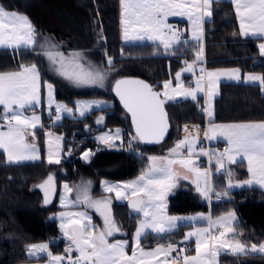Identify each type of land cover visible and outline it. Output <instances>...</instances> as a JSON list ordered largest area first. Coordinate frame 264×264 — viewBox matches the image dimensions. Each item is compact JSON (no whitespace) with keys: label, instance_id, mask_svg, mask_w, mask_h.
<instances>
[{"label":"snow or ice","instance_id":"1","mask_svg":"<svg viewBox=\"0 0 264 264\" xmlns=\"http://www.w3.org/2000/svg\"><path fill=\"white\" fill-rule=\"evenodd\" d=\"M235 15L239 21L241 36H258L264 38V0H231ZM121 8V30L124 41L149 40L159 42L167 52L174 45L181 42L182 33L168 23L169 17H183L189 22L191 39L198 44L193 63H186V67L175 75V87L172 81H165L163 92H157L151 85L135 79H121L115 82L114 91L121 104L131 116V123L135 131L132 141L142 143H160L169 128L168 114L164 105L176 96L198 100L197 93L205 94V106L201 110L209 118V127L204 136L209 140L222 137L227 141V151L223 153L200 149L195 152L197 138L186 135L174 147L168 150L167 156H149L147 167L132 181L124 184H109L102 181L103 190L107 193L115 192L118 200H127L132 211L143 216L133 235L132 253L128 254V240L110 242L109 237L120 232L112 214L108 198L92 199L89 195L88 185L76 190L75 200H70L68 194L74 189L67 184L63 186L61 206H79L92 208L103 219V227L98 228L92 223V217L86 211H66L59 213L60 229L63 236L70 242L64 249L63 255H54L49 251L47 243L30 244L27 252L30 257L46 254L48 264H218L217 258L223 252L234 255L264 253V243H253L251 248L236 238L232 212L213 220L211 215L198 214L192 217H176L167 215L166 194L176 187L179 173L174 166H179L192 176L191 182L195 190L204 199H210L214 192L212 171L204 169L192 159L194 155L208 156L209 163L215 161L217 173L225 169L227 164L237 163L238 159L247 161L249 179L236 183L235 187L258 184L264 187V121L243 122L232 124H215L212 122V98L221 77L240 80L239 69L206 70L199 68L200 75L195 79V87H185L181 81L182 72H192L195 65L203 61V25L205 19L212 16L213 0H119ZM35 28L27 15L5 8L0 4V47L5 48H30L35 44ZM186 43V41H185ZM261 57H264V43L258 45ZM123 54V53H122ZM155 54V53H154ZM44 55L57 65L58 75L77 85L103 84L105 73L91 65L85 66L80 53H71L65 57L63 53L46 51ZM107 55V54H105ZM109 66L113 64L111 57L107 58ZM246 83L259 84L264 92V76L245 75ZM43 88L47 90V104L51 109L55 106V121L61 119V114L71 116L74 109L65 104L57 103L53 96L54 87L51 83L44 82ZM163 97V99L161 98ZM42 103V84L40 72L36 64H20L17 71H0V106L3 107V124L6 128L0 131V149L6 155L9 164L21 161L38 160L40 152L35 143V129L40 124V116L33 112L25 115ZM93 107H101V102H80L75 105V112L83 117ZM51 115V113H50ZM103 117L96 123H103ZM87 127V126H86ZM184 131L189 133L187 125ZM198 134L199 126L191 130ZM32 137L29 142L27 136ZM47 145V159L49 164H59L62 152V136H54L51 132L45 133ZM99 143L109 148L115 147V141L121 140V130L104 133L97 137ZM186 149L187 157L182 153ZM69 155L71 150H69ZM93 155L90 151L84 152L82 158L87 161ZM232 172L228 171V187H233ZM183 179H189L184 175ZM90 183V182H89ZM39 187L45 192L44 203L50 202L49 193L55 191L54 177L50 174ZM217 198L220 194L216 193ZM227 195V192L224 193ZM206 221V227L197 228L186 233L184 240L194 238L195 255L186 254V248H177L174 244L157 246L147 251L141 246V238L147 230L161 234L170 232L177 227V221ZM75 252L78 255L73 256ZM177 253L173 256L172 253Z\"/></svg>","mask_w":264,"mask_h":264},{"label":"trees","instance_id":"2","mask_svg":"<svg viewBox=\"0 0 264 264\" xmlns=\"http://www.w3.org/2000/svg\"><path fill=\"white\" fill-rule=\"evenodd\" d=\"M0 4L7 9L26 14L36 34L35 44L30 48L0 47V70L18 69L20 64L35 62L40 66L42 76L54 79L56 95L59 98L68 102H72L76 95L112 98L113 102L108 106L109 111L103 127H131L127 112L111 88L92 87L78 92H64L57 79L43 67L44 56L41 51L45 41L54 40L57 48L63 51L88 49L102 58L106 52L112 57V65L119 67L115 78L122 74L139 75L158 89L161 88L163 80L172 76L185 59L195 55L196 48L199 47L189 38L182 39L167 52L159 42L123 41L120 35L119 0H0ZM212 8V16L205 21L206 65L238 66L242 70L260 71L264 76V57L258 51V37L240 35L231 1L213 0ZM199 100L201 96L196 101L184 97L167 101L171 121L167 137L158 144H144L139 141L134 143L140 152L97 146L94 141L82 139L86 136L92 137V132L86 130L85 124L94 126L92 117L101 108L91 110L83 117L66 115L51 124L52 129L68 137L79 138L72 146L69 139H64L59 164H49L44 157V138L40 129H37L42 147L40 159L9 164L0 149V264H16L38 258L27 254V246L35 241L46 240L48 235H56L60 231L57 219L52 213L59 207L58 190L62 180L73 181L82 175L91 176L96 181L93 189L96 193L102 191L98 181L103 176L119 179L136 174L147 167L148 154L162 152L167 143L179 136L183 123L204 121V112L196 108ZM213 119H264V92H261L259 84L221 80L218 93L213 99ZM85 147H91L93 153L87 161L80 156ZM235 171L243 175L242 169L236 167ZM50 172L55 175L57 191L50 203L43 204L42 190L35 184ZM212 173L213 185L217 186V181H223V173ZM231 193L226 199H212L211 213L234 208L238 213L235 221L238 235L246 242L264 239V191L251 186L233 189ZM168 200V209L171 212L208 207L207 201L201 198L192 185H179L170 193ZM112 208L115 219L124 230L122 235L131 239L138 214L129 209L126 201L114 199ZM187 226L188 224L182 223L163 235L148 231L142 236V242L152 244L169 238L178 244L185 241L184 230ZM188 242L191 243L192 240ZM50 244L53 249L63 248L62 240L51 241ZM219 264H264V253L234 255L222 252L219 255Z\"/></svg>","mask_w":264,"mask_h":264},{"label":"crops","instance_id":"3","mask_svg":"<svg viewBox=\"0 0 264 264\" xmlns=\"http://www.w3.org/2000/svg\"><path fill=\"white\" fill-rule=\"evenodd\" d=\"M231 1V0H230ZM233 6V5H232ZM10 10H13V11H16V12H18V13H21V14H24V13H22V12H20V11H17V10H15V9H10ZM233 10H234V6H233ZM212 12H213V8H212ZM234 14H235V11H234ZM24 15H26V14H24ZM210 18V17H209ZM209 18H206L205 19V21L207 20V19H209ZM235 18H236V22H237V26H238V31H239V21H238V19H237V17H236V15H235ZM120 19H121V8H120ZM170 20H182V21H184L186 24H187V33H188V37L187 38H189V39H191V31H190V28H189V22L187 21V19L186 18H183V17H169L168 18V21H170ZM203 45H204V38H205V34H206V29H205V23H204V25H203ZM240 33V32H239ZM120 35H121V39H122V30H121V24H120ZM255 37H258V36H255ZM123 40V39H122ZM145 40H147V39H145ZM124 41V40H123ZM260 43H264V38H261V37H258V40H257V45H259ZM46 48L43 46V51L45 50ZM47 50V49H46ZM59 50V49H58ZM59 51H63V50H59ZM205 53V52H204ZM194 59H195V55L192 57V58H189V59H185L184 61H183V63L178 67V68H180V67H182L183 65H186V63L185 62H187V60H189V61H194ZM201 63V65H202V67H204L206 70H209V71H213V70H223V69H239L240 70V72H241V79L240 80H236V81H243V82H245L244 81V79H243V77L245 76V75H247L246 73H252V71H257V70H242L240 67L238 68V66H218V67H208L207 65H206V62H205V54L203 55V61L202 62H200ZM31 64H36L37 65V68H38V70H39V72H40V76H41V84H42V103L39 105V106H37V107H35V108H33V109H29V110H27L26 112H25V115H28V114H30V113H33V112H35V113H37V112H41V114H42V117H41V120H40V124H41V126H38L36 129H35V133H36V135L38 136V133H37V129L39 130H41V133H42V135H43V138H44V141L46 140V136H45V133L46 132H51L53 135H57V136H62L63 137V141H64V134L62 133V132H59V131H56V130H54V129H52L51 128V124L55 121V106L53 105L52 106V108L50 109L49 107H48V104H47V90L46 89H44L43 88V83L46 81V82H48V83H51L52 85H53V87H54V91H53V96H54V99H55V101L57 102V103H61V104H65V105H67L68 107H71V108H73L74 109V112H73V114L71 115V116H76V117H79L80 115H79V113H77V112H75V105H76V102L77 101H80V102H101V107H99V108H101L99 111H97L94 115H93V117H92V120H93V122H94V126H91L89 123H86L85 124V128H86V130H88V131H91L92 132V136L94 137V138H96V134H97V132L99 131V130H101V129H103V130H105L107 127H103L104 126V123H105V118H106V113L109 111V109H108V106H110L111 104H112V102H113V99L112 98H109V97H104V96H82V95H78L77 97H73V99H72V102H68V101H66L65 99H62V98H59L57 95H56V83H55V81H54V79L53 78H50V77H47V76H42V70H41V68H40V66L37 64V63H35V62H30V63H28V64H26V65H31ZM177 68V69H178ZM177 69L174 71V73L177 71ZM17 70H19V68L18 69H8V70H0V71H4V72H8V71H17ZM199 72V71H198ZM257 72H259V73H261L260 71H257ZM174 73H173V75H174ZM200 73V72H199ZM249 75H252V74H249ZM51 76H53L52 74H51ZM197 76H199V75H197ZM261 76H262V73H261ZM54 77V76H53ZM196 76L192 73V72H183L182 73V78L181 79H183L185 82H187V83H189V84H191L192 85V87H193V84L195 83L193 80H194V78H195ZM167 79L168 78H166V79H164L163 80V82H162V85H163V83L165 82V81H167ZM174 79H175V77H174ZM221 80H235V79H229V78H227V77H221V79H220V81ZM174 82H175V80H173ZM220 81H219V83H220ZM219 83H218V86H217V88H216V94L218 93V90H219ZM258 83V82H257ZM215 94V95H216ZM214 95V96H215ZM197 96L199 97V96H201V100H199V101H201L202 102V104H203V106H205V99H206V97H205V94L204 93H197ZM214 96H213V98H212V102H213V99H214ZM180 97H182V96H180ZM176 99V98H175ZM102 108H104L103 110H102ZM106 108V109H105ZM94 109H98V108H96V107H93L92 109H90L88 112H90L91 110H94ZM212 111H213V104H212ZM3 107L1 106V112H0V121H3L2 120V116H3ZM50 113H51V115H50ZM87 113V112H86ZM69 116L68 114H66V113H62L61 114V119L64 117V116ZM204 116H205V118H204V120L206 121V129L209 127V123H208V121H209V118H208V116L206 115V113L204 112ZM100 117H103L104 119H103V123H101V124H97L96 123V121H97V119L98 118H100ZM60 119V120H61ZM59 120V121H60ZM212 120L213 121H217V122H219V121H221V122H224V123H243V122H259V121H264V119H250V120H215V119H213V116H212ZM56 122H58V121H56ZM49 124V125H48ZM0 125H2V124H0ZM185 125H187V124H183V126H182V128H181V134H180V136L179 137H177V138H175V139H173L171 142H169L170 143V145H172L173 143L172 142H174V141H176V142H178L179 140H182L183 139V136H186L185 135V133H183L184 132V127H185ZM87 126V127H86ZM187 126H189V125H187ZM120 128V130H121V137H126L127 136V132H126V128H123V127H120V126H113V127H109L110 129H114V128ZM189 129H193V127H188ZM0 129H6V128H4V127H0ZM205 129V130H206ZM39 130V131H40ZM205 130H200L199 129V132H198V134L196 133V132H193V131H191V134H197L198 135V138L200 139L201 138V136H203L204 135V132H205ZM185 138V137H184ZM97 139V138H96ZM199 139H198V145H197V143H196V146L197 147H199L200 148V146H199ZM36 141V140H35ZM210 142L211 143H217L218 145H220L221 143H224V144H226V146L228 147V145H227V141L226 140H224L222 137H217L216 139H213V140H210ZM45 144V147H46V149H47V145H46V143H44ZM89 148V150H90V152L92 153V148H90V147H88ZM218 149H219V147H217ZM2 150V149H1ZM220 150V149H219ZM182 151V153L183 154H185L186 156H187V151H186V149H182L181 150ZM225 151H227V148L225 149V150H222L221 152H225ZM197 153V152H196ZM198 154V153H197ZM43 155H44V157L47 159V152L45 151L44 152V150H43ZM168 155V151H162V152H158V153H151V154H149L148 155V157L149 156H167ZM184 155V156H185ZM80 156H81V152H80ZM195 156V161L197 160V158H198V155H194ZM193 156V157H194ZM82 157V156H81ZM91 157V156H90ZM5 158H6V155H5ZM83 159V158H82ZM48 160V159H47ZM84 160V159H83ZM89 160V159H88ZM211 165H212V162L210 163V166L209 167H207V166H205V165H198V166H204V167H206L207 169H210V167H211ZM174 167H176V168H179L180 169V171L181 172H183V173H185L186 175H188L189 176V179H187V180H185V179H183V178H181V179H179V180H176V187H174L173 189H171L167 194H166V196H165V198H167V201H168V203H169V200H168V198H169V195H170V193L175 189V188H177L179 185H181V184H184V185H192L194 188H195V185L191 182V180H192V176H191V174L190 173H187L184 169H182V168H180L179 166H174ZM236 167H238L239 168V170H241L242 169V171H243V179L246 181V180H248L249 179V173L245 170V168L247 169V161H245V160H243L242 158L241 159H238V161H237V163H234V166H233V168L232 169H234V168H236ZM52 175L53 177H54V183H55V191H56V188H57V182H56V178H55V175H54V173L53 172H50V173H48L45 177H43L41 180H39L38 182H36V186H38L39 187V185L44 181V180H46L47 179V177L49 176V175ZM133 177V176H132ZM125 178H128V179H134V178H131V176H129V177H125ZM119 179H123V178H119ZM132 180H119V181H125L124 183H127V182H129V181H132ZM135 180V179H134ZM69 181V180H68ZM90 182V183H89ZM69 183H70V185L72 186V187H74V191H73V193H74V197L76 198V190L77 189H79L80 187H82V186H84L85 184H87L88 185V188H89V195H90V197L92 198V199H105V198H108V199H110V201H111V204H110V208H111V214H112V216H113V218H114V220H115V222H116V224L118 225V227L120 228V232H117V233H115L114 234V236L113 237H109V239L111 238V239H113V238H118V239H121V240H123V239H125L124 238V236L122 235V233L124 232V230L122 229V227L119 225V223L117 222V220L115 219V217H114V213H113V208H112V203H113V200L114 199H116V200H118L117 198H116V196L114 195V193H112L113 194V196H107V195H105L104 196V198H102V197H100V195L99 194H97V193H95L94 191H93V189H94V186H95V184H96V181L94 180V178L93 177H91V176H88V175H82V176H79L77 179H75V180H73V181H69ZM251 186H256V187H259L260 189H262L263 191H264V187H261V186H259L258 184H253V185H251ZM251 186H249V185H244V186H242V187H235V186H233V187H231V188H227L226 187V185H225V182L224 181H222L221 182V184L219 185V186H214L213 185V187H214V197L216 196V193H219L220 194V197H222L223 199H226V198H229L231 195H232V193H231V191L233 190V189H239V188H244V187H251ZM40 188V187H39ZM41 189V188H40ZM101 189V188H100ZM42 190V200H41V202L43 203V204H45L44 203V199H45V192H44V190L43 189H41ZM102 190V189H101ZM55 191L54 192H51L50 191V193H49V199H50V202L53 200V198H54V195H55ZM103 191V193H106L104 190H102ZM225 192H227V195H224V193ZM107 196V197H106ZM114 197V198H113ZM75 200V199H74ZM204 200V199H203ZM212 199H206V201H207V204H208V207H207V209H206V211H207V214H206V216H208V215H211V217H212V219L214 220V218H215V216H214V214H212L211 213V210H210V201H211ZM121 201H126V203L128 204V201L127 200H121ZM49 202V203H50ZM168 203H167V205H168ZM48 204V203H47ZM129 206V205H128ZM78 208H80V209H82L83 207H84V205H79V206H77ZM86 209H88V212L89 213H93V212H95V214L97 215L96 216V220L95 219H92V223L93 224H95L98 228H101V227H103V219H102V217L98 214V213H96V211L94 210V209H92V208H86ZM129 209H130V207H129ZM57 210V209H56ZM56 210L52 213V215L54 216V217H56L55 216V213H56ZM131 211H132V209H130ZM132 212H134V211H132ZM136 213V212H135ZM138 214V216H139V213H137ZM56 219H57V217H56ZM184 222H188L189 223V225H188V228L186 229V232H185V234L186 233H188V232H190V231H192L193 230V224H194V222H192V221H184ZM235 222V221H234ZM195 225V227H197L198 225H196V224H194ZM205 226H207V223H206V221H205ZM58 227H59V230L61 231V229H60V224H58ZM149 232H151V230L149 229L148 230ZM147 231V232H148ZM62 232V231H61ZM168 232H166V233H161L160 235H163V234H167ZM185 237V236H184ZM236 238L237 239H239L241 242H243V243H246L247 245H250V244H252V242H246V241H244L239 235H238V233H237V231H236ZM110 239V240H111ZM169 240L171 241V244H174V245H176L177 243L175 242V241H172V239H166L165 241H166V243L168 242L169 243ZM183 240V239H182ZM68 240L66 239V242H67ZM50 242L51 241H49V245L51 246V244H50ZM66 242H63V243H66ZM192 247L190 248L191 250L192 249H194L195 248V242H194V238L192 239ZM253 243H256L257 245H259V244H261V243H264V239H262V240H259V241H257V242H253ZM170 244V243H169ZM50 251V250H49ZM126 251L128 252V254L130 255L131 253L126 249ZM28 254V253H27ZM41 255H43L42 257H39L38 256V258H36V259H33V260H27V261H21L22 263H24V264H33V263H35V262H41L42 264H48V257H47V255L46 254H41ZM40 255V256H41ZM19 263V262H18ZM64 264H65V262H64Z\"/></svg>","mask_w":264,"mask_h":264},{"label":"rangeland","instance_id":"4","mask_svg":"<svg viewBox=\"0 0 264 264\" xmlns=\"http://www.w3.org/2000/svg\"><path fill=\"white\" fill-rule=\"evenodd\" d=\"M173 20H170V21H168V23L170 24L171 22H172ZM191 35V34H190ZM44 47L47 49H45L44 51L42 50L41 52H42V55L44 56L43 57V59L45 60H43V67H44V69H45V71L46 72H48L49 74H52L56 79H57V82H58V84L61 86V88L63 89V91L64 92H78V91H81V90H83V89H85V88H92V87H100V88H104V89H110L111 88V85H112V82H113V80H114V78H115V76L119 73V70H118V68L119 67H117V66H115V65H111V66H109L108 65V63H107V58L108 57H111V55H105L106 54V52H104L103 53V56H105L104 58H102L101 56H96L95 54H93V52L92 51H90V50H88V49H70V50H64V51H59V50H61V49H59V48H57V44H56V42L53 40L52 42L51 41H45V43H44ZM59 49V50H58ZM197 50H198V47L196 48ZM46 51H51L52 53H63V55L65 56V57H68L69 56V54H71V53H80L81 54V56H82V63L87 67V66H89V65H91V66H93V67H95V68H97V69H99V70H101V71H103L106 75H105V79H104V81H103V84L101 85V84H84V85H77V84H75V83H73V82H71V81H69V80H67V79H64L63 77H61L60 75H58L57 74V72H56V67H57V65H54V64H52L51 63V61L44 55V53L46 52ZM205 54V53H204ZM112 58V57H111ZM103 59V60H102ZM195 60V59H194ZM187 63H193V61H189V60H187ZM26 65V64H25ZM202 65H201V63H197L196 65H195V67H194V69H193V71H192V73L197 77V75H200V73L198 72L199 71V68L201 67ZM208 66V65H207ZM186 67V65H183L182 67H180V68H178L177 69V71L174 73V75H172V76H170V77H168V79H167V81H169V80H171L172 81V86L173 87H175V83H176V81L174 82L173 80H175L174 79V77H175V75H176V73L177 72H181V70L182 69H184ZM208 67H218V66H208ZM239 68V67H238ZM210 70V69H209ZM183 73V72H182ZM247 75H249V74H252V75H259V76H261V73H259V72H257V71H252V73H246ZM196 77L194 78V82H195V79H196ZM181 78H182V75H181ZM181 81H182V83L184 84V86L185 87H190V88H194L195 87V83L193 84V87H192V85L191 84H189V83H187V82H185L183 79H181ZM164 84V83H163ZM160 91L161 92H163L164 91V89H163V85L161 86V88H160ZM78 95H76V96H74V97H77ZM212 104H213V102H212ZM3 114V113H2ZM33 113H30V114H28L29 116L30 115H32ZM36 115H39L40 116V120H41V117H42V114H41V112H37V113H35ZM194 122H196V121H194ZM212 122L213 123H215V124H232V123H224V122H221V121H219V122H217V121H213L212 120ZM186 123H192V121L191 122H186ZM208 123H209V121H208ZM184 124V123H183ZM183 124L181 125V127H180V134H181V128H182V126H183ZM49 125V124H48ZM121 127V126H120ZM188 127H190V125L188 126ZM191 127H193V126H191ZM52 128V127H51ZM116 129H120V128H114V129H110L109 127H107L105 130H103V129H101V130H99L98 132H97V134H96V138L98 137V136H100V135H102V134H104V133H108V132H115V130ZM4 130H6V129H0V131H4ZM190 130V132L189 133H186L185 131L183 132V133H185V135H191V136H195L196 138H197V145H198V135L197 134H191V130L192 129H189ZM126 132H127V136L126 137H122V141L121 140H116L115 141V148H119L120 146H123V145H126V143H129V141H131L132 140V136H134L135 134H134V132L132 131V128L131 127H129V128H127L126 127ZM180 134H179V136H180ZM54 136H57V135H54ZM178 136V137H179ZM70 137H72V136H70ZM90 137V136H89ZM184 137L185 136H183V139H184ZM69 139V141H70V144H75V143H77L78 141H76L75 139H73V140H71L69 137H68V135H64V139ZM73 138H75L74 136H73ZM84 138V139H83ZM96 138H94L93 136L92 137H90V139H88V136H86V137H82V139L83 140H86V141H88V140H91V141H94L95 143H96V145L97 146H107V145H105V144H102V143H99L98 142V140L96 139ZM177 138V137H176ZM27 139L29 140V142H31L32 141V137L29 135V136H27ZM36 141H35V143L37 144V147L39 148V152H40V157H41V155H42V147H41V144H40V142H39V137L36 135V139H35ZM138 142V140L137 141H132V144H131V148H133V149H135L137 152H140V150L138 149V146H136V145H134V143H137ZM44 143H45V141H44ZM173 144L172 145H170V143H167L166 145H165V148H164V151H168L170 148H172V147H174L175 146V144L177 143L176 141H174V142H172ZM119 146V147H118ZM63 148H64V143H63V141H62V151H63ZM91 148V147H90ZM121 148V147H120ZM200 149L201 148H199V147H195V152H199L200 151ZM43 150H44V152L46 151L47 152V149H46V147H45V144L43 145ZM127 150H129V149H127ZM87 151H90L89 150V148L88 147H85V148H83L82 150H81V156H83V153L84 152H87ZM212 152H217V153H223V152H221L217 147H214V148H212ZM61 155H62V152H61ZM61 155H60V157H61ZM149 155V154H148ZM183 155H185V154H183ZM185 157H187L186 155H185ZM192 159H194L195 160V156L194 157H192ZM233 166H234V164H227L226 163V167H225V169L224 170H222L221 171V173H223V181L225 182V185H226V187L228 188V182H229V177L227 176V172L228 171H231L232 172V177H231V180H232V183H233V186H235V184L236 183H242L243 181H245L244 179H243V175H241L239 172H236L235 171V168L234 169H232L233 168ZM199 167H201V168H204V169H207L206 167H202V166H199ZM146 168V167H145ZM145 168H143V169H141L139 172H137L136 174H134V175H132L131 176V178H134V179H136L140 174H141V172L145 169ZM175 168V171H177L178 173H179V176L177 177V179L176 180H179V179H181L184 175H186L185 173H183V172H181L180 171V169L179 168H176V167H174ZM210 170L213 172V171H215L216 172V170H215V161L213 160L212 161V165H211V167H210ZM245 170L247 171V169L245 168ZM248 172V171H247ZM133 179V180H134ZM119 180H132V179H128V178H123V179H116V178H109V177H105V176H103V177H101L100 179H99V181H98V185H99V188H101L102 190H103V186H102V181H105V182H107V183H109V184H124V182L125 181H119ZM221 181L222 180H219V181H217V186H219L220 184H221ZM212 183H213V176H212ZM65 184H67L69 187H71L72 189H74V187H72L71 185H70V183H69V181L68 180H66V179H64V180H62L61 182H60V184H59V190H58V200H57V202H58V204H59V207L57 208V210H56V213H55V216L57 217V223L58 224H60L61 223V221H60V219H59V213H61V212H66V211H73V212H75V211H86L87 213H88V215L89 216H91L92 217V219H95L96 220V214H95V212H93V213H89L88 212V209H86V207L84 206L82 209H80V208H78L77 206H75V207H72V206H68V207H63V206H61V195L64 193V188H63V186L65 185ZM214 184V183H213ZM56 191H57V188H56ZM56 191H55V193H56ZM97 194H101L100 195V197H102V198H104V196L105 195H107V196H113V194L112 193H103V191H101V192H96ZM114 193V195H115V192H113ZM55 196V195H54ZM106 196V197H107ZM116 196V195H115ZM68 198L70 199V200H74L75 199V197H74V193L72 192V193H69L68 194ZM114 198V197H113ZM202 198V197H201ZM202 199H204V198H202ZM165 200H166V203H168V201H167V198H165ZM206 200V199H205ZM167 215H169V216H176V217H192V216H197L198 214H203L204 216H206V214H207V211H206V209H197V210H192V211H181V212H171L169 209H168V205H167ZM229 212H232V213H234L235 214V217H236V220L235 221H237V219H238V213H237V211L234 209V208H229V209H226V210H224V211H222V212H219V213H215L214 214V216H215V218H214V220L215 219H217L218 217H221V216H224V215H226L227 213H229ZM141 219H143V216L141 215V214H139V216H138V218H137V222H136V226H135V228H134V230H133V233H132V237H131V239H129V238H127V237H125L124 236V238L126 239V240H128V242H129V246H128V248H127V250L130 252V253H132V247H131V245H132V241H133V235H134V233H135V231H136V228H137V226H138V222L141 220ZM97 221V220H96ZM184 221H187V220H180V221H177V227L176 228H178L179 226H180V224H182V223H186V224H188L189 225V223L188 222H184ZM192 222H194V224H196V225H198L197 226V228H200V227H206L205 226V221H192ZM234 226H235V222H234ZM175 228V229H176ZM188 228V226L185 228V232H186V229ZM148 231V230H147ZM146 231V232H147ZM111 239V238H110ZM109 239V240H110ZM125 239H123V240H125ZM116 240H121V239H118V238H113V239H111L110 240V242H115ZM64 242H66V240L64 241ZM40 243H47L48 245H49V241L46 239V240H40V241H35V242H32V243H30V244H40ZM70 242L69 241H67L66 243H63V248L61 249V250H59V249H53L50 245H49V250L54 254V255H63L64 254V249H65V247L69 244ZM169 243H171V241L169 240ZM168 242L166 243V241H165V239H161V240H159V241H156V242H154V243H152V244H144L143 242H142V238H141V246L145 249V250H147V251H150V250H153V249H155L157 246H160V245H163V246H167L168 244H169ZM29 244V245H30ZM246 244V243H245ZM252 244H253V242H252ZM252 244H250V245H247L248 246V248H251V245ZM28 253V252H27ZM186 254L187 255H189V256H194L196 253H195V248L194 249H189V250H187V252H186ZM72 255L73 256H76V255H78L77 253H75V252H73L72 253ZM131 255V254H130ZM217 261H218V264H219V256H218V258H217ZM16 264H24V263H22V262H19V263H16ZM33 264H42L41 262H35V263H33ZM65 264H67V261H65Z\"/></svg>","mask_w":264,"mask_h":264},{"label":"built area","instance_id":"5","mask_svg":"<svg viewBox=\"0 0 264 264\" xmlns=\"http://www.w3.org/2000/svg\"><path fill=\"white\" fill-rule=\"evenodd\" d=\"M170 24L173 26L174 29L180 30V32L182 33L181 40L182 39H186L188 37V33H187V28L188 27H187V24L184 21H182V20H173ZM202 106H203V104H202L201 101H198L196 103V108L198 110H201ZM0 124H3V121H0ZM185 124L190 125V126L198 125L200 130H205L206 129V121L205 120L204 121H196V122H192V123H185ZM69 138L71 140H73V139L78 140L79 139L78 137H75V138L69 137ZM88 139H90V137H88ZM71 146H72V144H71ZM199 146H200V148H203L204 150H210V151H212V148H214V147H219L220 151L225 150L227 148L226 144H224V143H221L220 145H218L217 143H211L210 140L205 138L204 135L201 136V138L199 139ZM120 147L124 148V149H129V150H132V151H136L135 149L129 147V143H126V145H123V146H120ZM196 164L197 165H205V166L209 167L210 163H209L208 156H200V155H198V158L196 160ZM213 195H214V193L210 194V199H213V200H221V199H223L222 197H220L218 199L217 195L215 197ZM47 240L48 241L62 240L64 242L66 240V238L63 236V233L61 231H59L56 235H48L47 236ZM175 246L177 248H186L187 250H189L192 247V243H190L188 241H181L178 244H176ZM172 255L176 256L177 253L174 252V253H172Z\"/></svg>","mask_w":264,"mask_h":264},{"label":"water","instance_id":"6","mask_svg":"<svg viewBox=\"0 0 264 264\" xmlns=\"http://www.w3.org/2000/svg\"><path fill=\"white\" fill-rule=\"evenodd\" d=\"M121 79H135V80H142V81L148 83L149 85H151L155 91H157V92H161L160 89L154 87V86L150 83V81H148L146 78H144V77H142V76L134 75V74H122V75L117 76V77L113 80L112 85H111V90H112L113 94L116 96V98L118 99L119 102H120V99H119V97L116 95V93H115V91H114L113 89H114V86H115V82H116L117 80H121ZM179 97H180V96H176L175 98H179ZM161 98L163 99V97H161ZM120 104H121V102H120ZM121 105H122V104H121ZM122 106H123V105H122ZM123 108H124V107H123ZM164 108H165V111H166L167 114H168V121H169V128H168L167 133L165 134V137H164V139H165V138L167 137L168 133H169V130H170V127H171V121H170V117H169V113H168V109H167L166 103H165V105H164ZM124 110H125V109H124ZM125 111H126V110H125ZM127 114H128V117H129V121H130V125H131V128H132V131H133L134 134H135L134 128H133L132 123H131V116H130L129 113H127ZM164 139H163V140H164ZM163 140H162V141H163ZM162 141H161V142H162ZM144 144H150V143H144ZM151 144H154V143H151Z\"/></svg>","mask_w":264,"mask_h":264}]
</instances>
